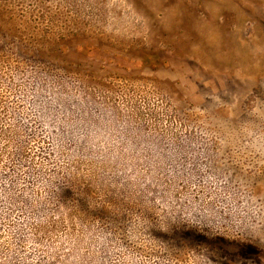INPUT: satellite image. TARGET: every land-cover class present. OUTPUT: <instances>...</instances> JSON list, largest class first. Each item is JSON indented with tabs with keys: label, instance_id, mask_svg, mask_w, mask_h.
Listing matches in <instances>:
<instances>
[{
	"label": "rangeland",
	"instance_id": "obj_1",
	"mask_svg": "<svg viewBox=\"0 0 264 264\" xmlns=\"http://www.w3.org/2000/svg\"><path fill=\"white\" fill-rule=\"evenodd\" d=\"M0 264H264V0H0Z\"/></svg>",
	"mask_w": 264,
	"mask_h": 264
},
{
	"label": "trees",
	"instance_id": "obj_2",
	"mask_svg": "<svg viewBox=\"0 0 264 264\" xmlns=\"http://www.w3.org/2000/svg\"><path fill=\"white\" fill-rule=\"evenodd\" d=\"M151 58H155V56H154V54H149V55H147L146 56V58H145V64H147V65H149V66H153L152 64H154V63H152L153 61V59H151ZM159 62V61H158ZM154 66H156V65H154ZM256 247H253V246H251V249L252 250H254Z\"/></svg>",
	"mask_w": 264,
	"mask_h": 264
}]
</instances>
